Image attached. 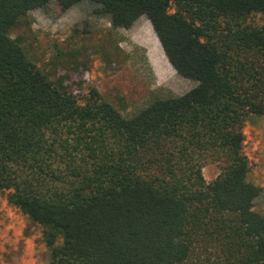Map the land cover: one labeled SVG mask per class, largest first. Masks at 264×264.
<instances>
[{
	"label": "trees",
	"instance_id": "16d2710c",
	"mask_svg": "<svg viewBox=\"0 0 264 264\" xmlns=\"http://www.w3.org/2000/svg\"><path fill=\"white\" fill-rule=\"evenodd\" d=\"M83 1L114 28L146 16L196 84L124 113L12 35L33 9ZM258 18L264 0H0V190L43 227L45 264H264L244 130L264 114Z\"/></svg>",
	"mask_w": 264,
	"mask_h": 264
},
{
	"label": "rangeland",
	"instance_id": "374dc122",
	"mask_svg": "<svg viewBox=\"0 0 264 264\" xmlns=\"http://www.w3.org/2000/svg\"><path fill=\"white\" fill-rule=\"evenodd\" d=\"M263 23L264 18H258ZM39 65L65 75L72 87H97L124 113L144 107L155 95L181 94L196 81L179 74L169 62L146 16L129 28H114L108 15H97L83 1L61 11L53 6L30 11L27 22L12 30ZM249 179L260 187L255 208L264 213V114L245 126ZM220 173L217 162L203 167L207 181ZM0 190V264H45L50 249L43 227L9 203Z\"/></svg>",
	"mask_w": 264,
	"mask_h": 264
}]
</instances>
